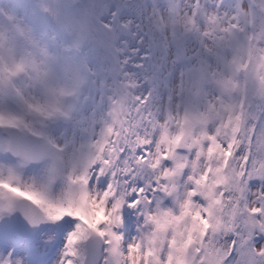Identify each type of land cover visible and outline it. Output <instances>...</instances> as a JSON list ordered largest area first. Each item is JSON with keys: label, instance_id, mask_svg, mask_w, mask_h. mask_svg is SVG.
<instances>
[{"label": "snow or ice", "instance_id": "6c2138e0", "mask_svg": "<svg viewBox=\"0 0 264 264\" xmlns=\"http://www.w3.org/2000/svg\"><path fill=\"white\" fill-rule=\"evenodd\" d=\"M0 264H264V0H0Z\"/></svg>", "mask_w": 264, "mask_h": 264}]
</instances>
